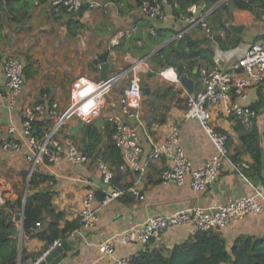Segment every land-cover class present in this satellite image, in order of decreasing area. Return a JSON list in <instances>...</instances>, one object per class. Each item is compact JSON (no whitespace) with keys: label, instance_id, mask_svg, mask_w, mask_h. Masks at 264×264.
I'll use <instances>...</instances> for the list:
<instances>
[{"label":"crops","instance_id":"crops-1","mask_svg":"<svg viewBox=\"0 0 264 264\" xmlns=\"http://www.w3.org/2000/svg\"><path fill=\"white\" fill-rule=\"evenodd\" d=\"M24 1L32 5L20 21L11 20L7 13L0 10V57H18L22 62L24 75L23 91L13 108L5 96L0 98L1 137L22 144L18 151L0 150V208H3L2 215L15 222L18 211L13 206L14 202L20 198L23 201L29 192L32 172L35 170L49 176L50 180L42 183L39 188L45 187L54 193L52 205L63 213L58 228L66 230V237L61 241L68 246L66 256L57 264H111L110 257L101 256L97 252L96 244L113 238L130 226L149 217L174 214L191 206L211 207L224 204L244 195H252L254 188L264 189L263 169L261 168L260 183L252 175L253 159L250 151L242 146L241 129L227 113V104L220 102L211 108V123L226 134L230 157H234L237 160L235 162L248 164V168L243 170L245 178L231 168L224 167L209 186L196 191L190 187L188 179L181 185L162 182L160 173L166 167L165 161H151L136 185L142 196L139 199L128 191L134 185V173L126 167L121 168L122 165L119 169L115 166L114 178L108 184L107 191L117 190L122 195L98 210L97 220L92 228L82 230L78 220L81 199L86 191L94 193L99 188L98 183H103L97 163H73L62 157L56 163L41 162L30 173L32 167L27 160L29 150L21 135L20 109L25 105L57 102L59 112L64 111L69 104V87L74 79L86 77L93 81L102 80L99 65L94 60L101 53L107 52V62L112 68L107 71V78H116L102 100L101 115L96 120L101 134H104L102 118H117L135 126L142 148V161L148 162L153 142L163 141L170 126L179 124V145L193 168H200L215 152L207 134L196 120H183L185 102H179L176 97L159 99L153 93L172 86L180 91V98L191 95L181 82L175 85L170 79H179L180 76L191 80L194 83L193 93L198 92L201 89L199 69L211 67V59L215 54L220 55L226 66H231L247 47L264 43V24L259 19L261 13L258 8H237L230 0H219L210 5L202 0H194L188 6L182 5V0H162V8L167 14L164 21L144 16L138 9L137 0H81L85 5L81 13H67L63 7L55 6L54 0L45 3L37 0ZM90 2H95L97 6L89 7ZM191 6H196L198 13L204 16L208 32L198 23L188 24L181 19L182 15L188 14ZM257 13L260 14L258 17ZM228 25L236 26V30H231ZM151 31L156 34L152 35ZM187 42L191 44L190 47L186 46ZM189 50L196 55L185 56L184 52ZM164 52L168 53V63L165 59L161 63L150 59L158 53L160 57ZM169 69L173 74L165 78L162 73ZM177 69H182L180 76L177 75ZM136 80L140 86L146 85L150 89L148 94L142 93L139 122L122 115L118 103L123 90ZM1 87L4 89L3 85ZM236 100L250 106L259 104L255 126L261 150L264 80L259 85L248 88L245 98ZM163 118L164 123H158ZM80 125L78 119L66 120L53 137L79 139L82 134ZM9 128L14 131L9 133ZM106 145L107 142H104L101 148ZM100 201L94 198L95 205ZM14 225L16 233L12 247L17 250V264H34L51 244L24 234L20 222L16 221ZM46 227L47 220L40 221V226H36L34 233L43 231ZM215 231L224 239L226 248L230 249L239 236L258 237L264 234V211L246 215ZM191 235L188 225L172 227L159 238L152 239L147 248H170ZM141 249L138 244L118 246L114 256L133 257Z\"/></svg>","mask_w":264,"mask_h":264},{"label":"built area","instance_id":"built-area-1","mask_svg":"<svg viewBox=\"0 0 264 264\" xmlns=\"http://www.w3.org/2000/svg\"><path fill=\"white\" fill-rule=\"evenodd\" d=\"M161 2L162 0H144L138 5V9L146 17L164 21L167 19V14ZM53 4L63 7L67 13L77 12L84 5L81 0H54ZM88 6L95 7L97 4L90 2ZM188 11V14L182 15L181 19L188 24L198 23L208 32L204 16L198 13L197 7L191 6ZM259 19L264 24V11ZM151 34L156 33L151 31ZM211 62V67L199 69L201 89L185 97L182 112L183 120L193 119L200 124L214 147V155L204 166L193 168L191 161L181 149L179 124L170 126L169 133L163 141L153 142L148 162H146L142 161V148L136 127L117 118L110 119L114 125L112 140L121 149L124 160L121 168L126 167L135 175L134 185L128 189L134 197L142 199L136 185L144 176L147 165L151 161H165L166 167L160 173L162 182L181 185L188 179L190 187L196 191L204 190L209 186L224 167L231 168L240 177L245 178L243 170L248 168V164L231 159L226 134L217 130L211 123V108L224 102L227 104V113L232 120L241 123H247L250 118L257 117L256 109L236 99L245 98L248 88L257 86L264 80V43H256L247 47L229 67L222 62L218 54L212 56ZM115 78L109 77L100 81H93L86 77L74 79L69 87V104L62 112H59L57 102L25 105L20 109L21 135L29 150L27 160L32 167L30 173L41 162L56 163L62 157L79 164L87 161L86 156L70 138L57 139L53 135L66 120L75 118L82 123H91L98 119L103 107L102 100ZM172 81L175 85L180 83L176 77ZM23 86V65L20 59L16 56L5 59L0 57V98L5 96L10 107L13 108L22 94ZM141 101L142 92L136 80L124 89L119 97L121 114L139 122ZM47 120H51L52 127L45 136L39 137L35 134L36 124L45 123ZM13 131V128L8 129L9 133ZM1 136L2 134H0L1 151L20 150L22 145L20 142ZM97 170L102 182L110 184L114 178L112 168L107 163L98 161ZM121 195L122 192L117 190L107 193L98 205H95L94 193L90 190L86 191L81 199L78 214L80 228L82 230L92 228L97 220L98 210ZM263 211L264 189L254 188L252 195H244L224 204L211 207L191 206L174 214L149 217L139 224L124 229L113 238L96 244V249L101 256L110 257L111 264H133L134 256H114L118 246L138 244L144 249L152 239L159 238L172 227L188 225L192 233L210 229L221 230L246 215L260 214ZM35 225L40 226V222H36ZM61 243L60 239L53 241L34 264H37L50 250Z\"/></svg>","mask_w":264,"mask_h":264},{"label":"trees","instance_id":"trees-1","mask_svg":"<svg viewBox=\"0 0 264 264\" xmlns=\"http://www.w3.org/2000/svg\"><path fill=\"white\" fill-rule=\"evenodd\" d=\"M48 0H37L39 3H45ZM144 0H137L139 5ZM206 5L216 3L219 0H202ZM194 0H182V5L188 6L193 3ZM234 7L253 10L254 7L259 9V13L264 11V0H230ZM30 2L24 0L7 1L0 0V10L7 13L9 18L14 21H20L26 15L31 7ZM85 5H83L78 13L84 11ZM175 13V12H174ZM257 13V17L260 15ZM176 14V13H175ZM185 15V14H184ZM186 46L190 47L189 42ZM183 51V48H182ZM185 56H195L194 52H184ZM159 53L155 56H151L150 59L161 63L163 59L168 60V53L164 52L160 57ZM168 63V61H167ZM192 65L194 64L191 62ZM25 70V69H24ZM178 70V76L181 75L182 69ZM152 74H148L151 76ZM154 92L153 95H157L159 99L165 97H176L179 102H185V97L180 98L178 94L180 91H176L172 86ZM151 95V94H150ZM180 95V94H179ZM259 113V104H253L252 106ZM103 108V107H102ZM102 110V109H101ZM256 115V116H257ZM256 117L250 118L247 123L236 122L237 126L241 129L240 140L242 146H245L246 150H249L253 159L252 175L253 177L262 183L261 178V165H260V145L258 133L255 126ZM97 120V119H96ZM96 120L91 123L80 122L82 134L79 139H71L78 149L86 156L87 161L85 163L94 164L97 161H103L107 163L112 170L119 169V166L123 165L122 152L119 147L115 145L112 140V134L114 132V125L106 118H102L101 125L104 128V134H101L99 127L96 125ZM165 119L159 120L158 123H164ZM63 125V124H62ZM60 126V128L62 127ZM52 127L51 120H47L45 123H37L35 134L39 137L45 136ZM60 128L58 130H60ZM57 130V131H58ZM107 142L105 148H101V145ZM233 161L234 157L231 156ZM116 166V167H115ZM115 167V168H114ZM49 176L39 174L37 171H33L28 184V191H34L32 193H26L25 197L18 199L14 202V208L18 211L15 222L18 221L21 224V228L24 234H29L32 237L46 241L48 245L53 241L60 239L64 240L66 230L58 228L59 221L63 217L61 211L56 210L52 205V197L54 193L47 188H39L42 183L48 182ZM113 180V179H112ZM12 207V206H10ZM3 214V208H0V264H17V250L12 247L13 238L16 233L15 222L7 219ZM47 220V227L43 231L34 233L36 230V222ZM23 260V250L21 261ZM133 264H264V234L261 236H239L237 237L230 249L225 246V241L222 236L210 229L206 231H198L192 233L183 242L174 244L170 248H144L140 250L136 256L132 258Z\"/></svg>","mask_w":264,"mask_h":264},{"label":"water","instance_id":"water-1","mask_svg":"<svg viewBox=\"0 0 264 264\" xmlns=\"http://www.w3.org/2000/svg\"><path fill=\"white\" fill-rule=\"evenodd\" d=\"M236 26L228 25V28L231 30H236ZM107 52H103L100 55L97 56V58L94 60L95 64L99 65V70H100V78L106 79L107 78V71L111 70V65L108 64L107 62ZM179 81L181 82L182 86L186 90L188 94H192L194 91V83L189 80L185 76H180ZM140 90L143 94H148L150 92V89L146 85L140 86ZM260 164L261 168L264 171V126H263V141H262V147H261V153H260ZM263 179H264V172L262 173ZM98 190L94 192V198L98 201L102 200L104 197L107 189H109L108 184L104 183H98ZM112 191L109 190V193ZM67 243L62 242L59 246L53 248L50 250L37 264H57L62 258L66 256V248H67Z\"/></svg>","mask_w":264,"mask_h":264},{"label":"clouds","instance_id":"clouds-1","mask_svg":"<svg viewBox=\"0 0 264 264\" xmlns=\"http://www.w3.org/2000/svg\"><path fill=\"white\" fill-rule=\"evenodd\" d=\"M173 74V71L171 69H169L164 75L171 77Z\"/></svg>","mask_w":264,"mask_h":264},{"label":"bare ground","instance_id":"bare-ground-1","mask_svg":"<svg viewBox=\"0 0 264 264\" xmlns=\"http://www.w3.org/2000/svg\"><path fill=\"white\" fill-rule=\"evenodd\" d=\"M165 73H163V76L165 77V78H168V76H166V75H164ZM171 80H173L174 79V77L173 78H170Z\"/></svg>","mask_w":264,"mask_h":264}]
</instances>
